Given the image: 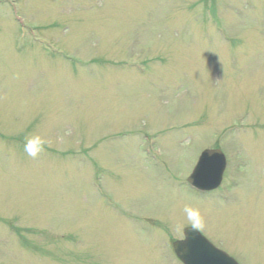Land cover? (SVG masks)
Instances as JSON below:
<instances>
[{
	"label": "rangeland",
	"instance_id": "374dc122",
	"mask_svg": "<svg viewBox=\"0 0 264 264\" xmlns=\"http://www.w3.org/2000/svg\"><path fill=\"white\" fill-rule=\"evenodd\" d=\"M186 207L264 264V0H0V264H180Z\"/></svg>",
	"mask_w": 264,
	"mask_h": 264
},
{
	"label": "water",
	"instance_id": "95a60500",
	"mask_svg": "<svg viewBox=\"0 0 264 264\" xmlns=\"http://www.w3.org/2000/svg\"><path fill=\"white\" fill-rule=\"evenodd\" d=\"M225 167V158L219 150H207L201 156L189 182L200 189L217 188ZM175 247L185 264H236L192 228L186 230V241L176 243Z\"/></svg>",
	"mask_w": 264,
	"mask_h": 264
},
{
	"label": "clouds",
	"instance_id": "9594fccd",
	"mask_svg": "<svg viewBox=\"0 0 264 264\" xmlns=\"http://www.w3.org/2000/svg\"><path fill=\"white\" fill-rule=\"evenodd\" d=\"M44 141L41 140L40 137H32L30 139L27 140V142L25 143L24 149L25 151L28 153V155L30 156H35L37 155L38 151H42L43 147H44ZM185 213H186V217L187 219L192 222V224L194 225V230H195V226H197L200 222V213L198 210H193L192 208H188L186 207L184 209Z\"/></svg>",
	"mask_w": 264,
	"mask_h": 264
}]
</instances>
